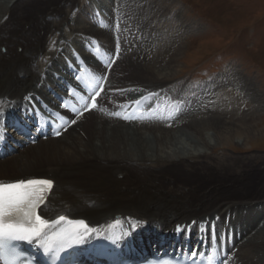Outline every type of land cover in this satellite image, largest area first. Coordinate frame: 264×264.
<instances>
[{
    "label": "bare ground",
    "instance_id": "obj_1",
    "mask_svg": "<svg viewBox=\"0 0 264 264\" xmlns=\"http://www.w3.org/2000/svg\"><path fill=\"white\" fill-rule=\"evenodd\" d=\"M54 1L0 0V117L9 110L22 117L28 100L46 93L38 85L49 81L62 58L83 57L91 38L110 50L117 39L123 45L105 83L106 114L76 118L69 110L64 126H70L60 137H20L22 147L0 159V181H53L42 216L84 220L94 230L86 242L125 229L132 241L142 238L146 250L156 249L160 237L168 239L180 226L193 244L215 243L221 264H264V168L247 172L253 156L210 155L225 143L248 147L264 139L255 126L236 123L244 99L259 105L253 113L264 111L253 79L231 69L196 87L173 85L172 66L153 56L174 50V22L184 28L181 12L163 7L165 0ZM102 17L105 23L97 24ZM96 71L103 81L105 70L98 65ZM229 90L237 97H227ZM146 94L155 113L127 123L126 109L116 107ZM162 107L168 108L164 120L156 116ZM15 127L5 122L3 129ZM3 131L0 140L8 147L12 139ZM259 171L263 179L255 178Z\"/></svg>",
    "mask_w": 264,
    "mask_h": 264
},
{
    "label": "rangeland",
    "instance_id": "obj_2",
    "mask_svg": "<svg viewBox=\"0 0 264 264\" xmlns=\"http://www.w3.org/2000/svg\"><path fill=\"white\" fill-rule=\"evenodd\" d=\"M58 2L56 0L53 3ZM162 6L170 8L174 13L180 11V24L184 27L181 28L174 22L173 27H177L172 32L175 41L170 44L174 50L168 51L169 53H165L166 49L160 50L153 55L165 58V65L169 68L172 66L173 76L169 80H173V85L197 86L235 69L253 79L264 97V0H165ZM187 27L190 28L186 30ZM62 30L68 32L66 27ZM2 53L5 51L2 50ZM228 92L230 94L227 97L238 95L234 90ZM232 104L238 103L233 99ZM257 106L259 107L244 99L240 107V112L244 115L239 120H234L245 127L255 126L254 130L264 135V111L253 113L251 110ZM230 117L228 120H233ZM247 146H235L229 142L213 149L210 155L257 157L246 169L253 174L264 168V139L252 140ZM118 177L123 178L121 175ZM256 177L263 179V174L259 171L255 174ZM237 202L239 201H234Z\"/></svg>",
    "mask_w": 264,
    "mask_h": 264
},
{
    "label": "snow or ice",
    "instance_id": "obj_3",
    "mask_svg": "<svg viewBox=\"0 0 264 264\" xmlns=\"http://www.w3.org/2000/svg\"><path fill=\"white\" fill-rule=\"evenodd\" d=\"M102 91L101 86L91 94V104L89 106L86 103L83 111L98 108L96 99ZM83 111L77 115H83ZM123 118L130 119V117ZM72 123H75V120ZM55 134L59 136L60 132L57 131ZM52 188L53 181L48 179L0 181V262L2 264H20L19 253L14 247H10L12 242L23 241L29 245L35 242V246L42 249L46 255H54L74 244L83 243L94 231L82 219L68 221V227H57L66 220V217L60 216L54 221H49L42 216L41 206L46 203ZM177 230H180L179 226ZM190 256L192 264H196L199 253L192 252ZM207 259L209 264H214V255Z\"/></svg>",
    "mask_w": 264,
    "mask_h": 264
}]
</instances>
